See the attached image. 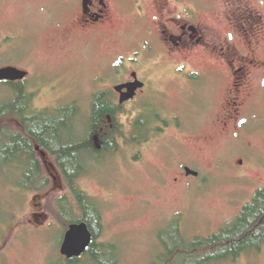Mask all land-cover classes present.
<instances>
[{"label":"rangeland","instance_id":"obj_1","mask_svg":"<svg viewBox=\"0 0 264 264\" xmlns=\"http://www.w3.org/2000/svg\"><path fill=\"white\" fill-rule=\"evenodd\" d=\"M188 3L185 7L198 11L201 0ZM213 6L216 14L208 19V26L221 29L227 7L216 0ZM147 7L150 18L161 14L156 2ZM170 7L175 9L171 16L185 17L184 5ZM64 9L60 0H0V70L13 68L29 74L24 84L37 113L76 107L79 136L90 129L94 94L112 82L106 76L116 72L123 63L119 58L127 50L139 51L137 44L129 45L143 37V30L137 25H117L88 47L77 26L75 29L65 19L62 23ZM78 16L79 12L74 18ZM176 61L162 58L151 64V71L160 75V71L182 68L179 63L185 61L191 72L199 74L222 70L212 59ZM148 68L147 64L140 66ZM209 79L198 75L172 84L157 76L152 82L154 94L159 91L170 97L148 94L143 114L148 111L153 117V110L171 126H163L166 132L144 148V141H133L122 144L116 155L104 161H88V176L81 188L102 210L104 233L98 243L116 247L119 264H160L162 254L179 246L172 230L176 221L188 242L220 234L264 189V121L250 120L248 131L231 139L232 133H225L219 123L225 106L220 103L216 108L218 88L215 91L213 86L218 83ZM11 98V91L0 83V103ZM129 110L121 121L130 137L137 112ZM12 128L21 129L17 124ZM231 129L237 130L236 124ZM40 161L51 181L46 192L25 194L14 177L0 180V264H54L61 258L65 229L51 212L70 191L60 170L47 168L42 157ZM186 168L200 178H187ZM220 264H264V248L260 253H246L236 262Z\"/></svg>","mask_w":264,"mask_h":264},{"label":"flooded vegetation","instance_id":"obj_2","mask_svg":"<svg viewBox=\"0 0 264 264\" xmlns=\"http://www.w3.org/2000/svg\"><path fill=\"white\" fill-rule=\"evenodd\" d=\"M60 1L65 5L64 11L66 10L61 16L62 23L65 19L66 22L73 24L75 29L78 28L77 30L85 36L83 37L85 46L93 47L94 41L101 39V36H108L117 25H137L139 30H143V37L129 45L130 47L137 44L139 51L130 52L128 47L125 56L119 58L123 62L120 63V67L117 66L112 76H106L112 77V82L99 87V92L97 90L94 94L89 112V131L91 130L94 152L105 155V142L110 139L118 143L119 150L122 144L127 145L129 142L139 140L144 141L145 146L142 147L144 148L166 132L163 126H171L169 120L160 117L153 110V117L148 116V111L143 114L146 108H143V104L148 94L153 98L157 97V94L170 97L167 93L159 91H155L157 94H154L152 82L157 76L168 78L172 84L179 82L181 78L187 80V77L198 75L209 77V81H216L218 87L213 86L215 91L218 88V93L214 92L216 108L220 103L225 106L223 119L219 120V123L225 129V133H232L231 139L234 141L237 135L248 131L250 120L264 121V0H216L227 7L222 14L221 29L208 26V19L216 14L213 10V0H201L198 11L185 7L189 4L188 0ZM152 2L157 3L161 14L150 18L147 5H152ZM177 4L186 8L184 18L170 15L175 10L170 5ZM78 12L79 16L75 19ZM123 18L128 22L124 23ZM121 21L123 23H120ZM58 24L56 22L55 25ZM142 49L145 52H142ZM165 57L173 62L179 59L198 61L212 59L222 67V70H213L209 75L199 74L191 72L188 69L189 61H185L186 64L178 62L182 68L160 71V75L156 74L155 70L152 72L151 64L156 65ZM143 64L148 65V70L140 69ZM102 71H106V68ZM135 84L142 86L139 87L134 99L123 102L130 92L123 90L120 93L118 90ZM100 101L113 112L106 114L102 123L94 128L95 109ZM129 108H134L137 112L134 132L129 133L130 137L126 134L127 126L121 121L129 113ZM235 124L237 130L232 131L231 126ZM38 149L41 152H38ZM38 149V155L46 160L47 166L44 167L59 169L48 150ZM51 159H54L53 162ZM242 166H245V162H242ZM188 169L184 170L185 173ZM186 177L194 178L188 177L187 174ZM199 178L200 175L196 179Z\"/></svg>","mask_w":264,"mask_h":264},{"label":"trees","instance_id":"obj_3","mask_svg":"<svg viewBox=\"0 0 264 264\" xmlns=\"http://www.w3.org/2000/svg\"><path fill=\"white\" fill-rule=\"evenodd\" d=\"M2 86L11 91L13 98L0 103V180L14 177L16 186L25 194L48 191L51 181L45 176L37 149L48 150L70 191L51 212L65 229L63 241L73 225L85 223L95 235V243L84 258L69 262L61 256L54 264H119L116 247L98 243L104 233L102 210L81 188V181L88 176V161L97 163L116 155L118 143L114 139L105 142V155L94 152L91 130L76 135L79 116L76 107L40 114L33 111L34 99L26 84L2 83ZM110 112L113 110L100 101L93 127L97 128ZM14 124L21 129L14 130ZM172 230L179 246L176 250L168 249L167 255L162 254L160 264H220L236 262L246 253H260L264 248V189L232 226L212 238L188 242L179 221L174 222Z\"/></svg>","mask_w":264,"mask_h":264},{"label":"water","instance_id":"obj_4","mask_svg":"<svg viewBox=\"0 0 264 264\" xmlns=\"http://www.w3.org/2000/svg\"><path fill=\"white\" fill-rule=\"evenodd\" d=\"M29 74L26 72H21L17 69H4L0 70V83H10L18 84L24 83L28 80ZM141 84H135L128 86L123 89H119L120 93L123 90H129V95L126 96L123 102H130L134 99L136 92L141 87ZM38 152H41L38 149ZM188 177L198 178L199 175L192 170L188 169L186 171ZM95 241V237L91 232L87 224L73 225L69 228L65 235L64 242L61 248V256L67 261L81 260L84 258L91 250Z\"/></svg>","mask_w":264,"mask_h":264}]
</instances>
